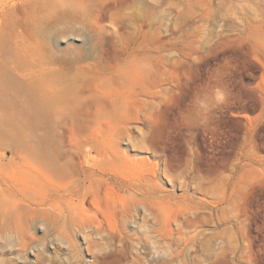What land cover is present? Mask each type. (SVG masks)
I'll return each mask as SVG.
<instances>
[{"label": "rangeland", "instance_id": "obj_1", "mask_svg": "<svg viewBox=\"0 0 264 264\" xmlns=\"http://www.w3.org/2000/svg\"><path fill=\"white\" fill-rule=\"evenodd\" d=\"M0 264H264V0H0Z\"/></svg>", "mask_w": 264, "mask_h": 264}, {"label": "bare ground", "instance_id": "obj_2", "mask_svg": "<svg viewBox=\"0 0 264 264\" xmlns=\"http://www.w3.org/2000/svg\"><path fill=\"white\" fill-rule=\"evenodd\" d=\"M8 208L4 206V204L0 201V218L5 219L9 217Z\"/></svg>", "mask_w": 264, "mask_h": 264}]
</instances>
